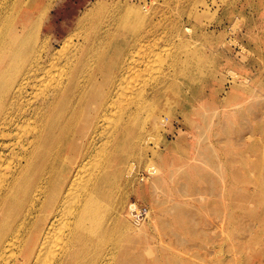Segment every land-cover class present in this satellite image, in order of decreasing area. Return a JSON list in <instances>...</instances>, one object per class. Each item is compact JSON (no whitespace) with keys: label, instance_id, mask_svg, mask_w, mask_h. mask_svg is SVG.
I'll use <instances>...</instances> for the list:
<instances>
[{"label":"rangeland","instance_id":"374dc122","mask_svg":"<svg viewBox=\"0 0 264 264\" xmlns=\"http://www.w3.org/2000/svg\"><path fill=\"white\" fill-rule=\"evenodd\" d=\"M26 1L0 0V72L6 67L5 77L17 78L38 52L43 53L44 65L53 57V66L49 65L48 71L55 66L54 69L44 71L49 77L43 72L42 78L39 76L27 85L24 100L37 99L33 103L39 102L49 82L58 80L66 70L70 69L74 77L77 72V77L72 92L64 96L67 102L61 100V106H55L47 116L53 117L58 131L57 128L50 133L43 131L45 144H39L31 155L33 164L42 158V165L41 171L38 168L41 176L35 173L37 169L33 170L35 164L30 167L34 173L29 170L27 173L28 181L33 180L29 181L33 187L30 204L29 199L25 202L18 195L9 206L18 198L20 208L13 211L8 206L1 214L8 225L0 227V244L4 246L0 264H33L36 245L31 243L34 237L31 236L50 224L58 232L53 237L61 241L66 222L71 218L67 209L74 206L86 174L93 176L98 168L104 180L99 187L100 194H94L91 201V220L87 225L91 226L92 241L83 248L77 246V250L84 249L86 253L73 256L70 264H264V0ZM24 16L31 20L40 17L37 30L19 32L14 28L16 21ZM29 27L24 24L25 29ZM139 38L141 43L137 41ZM131 45L132 49L136 47V52L143 48L135 56L138 78L132 74L131 78L135 79L132 91L115 99L114 89L119 91L120 85L112 77L117 74L122 52ZM14 51H17L15 56ZM68 58H73L72 63L66 62ZM82 61L85 62L81 66ZM143 69L148 72L144 70V74ZM94 74L97 80L91 84ZM43 84H47L44 89ZM89 84L92 91L88 90L87 97L80 100ZM36 85L39 89L34 90ZM95 89L108 94L114 103H107L106 98L101 103L94 97ZM125 96L128 101L132 96L131 101ZM90 104L95 106L88 111L90 121L84 126V109ZM81 107L84 108L80 111ZM72 115L76 116L72 119ZM64 116L67 118L63 120ZM20 121L26 130L19 126ZM18 123L11 135L0 136L3 167L16 161L20 141L37 124V119L25 117ZM123 125H126L124 130ZM47 136L48 141L51 136L56 140L52 138L53 141L46 143ZM7 141L14 148L11 152L10 146H4ZM0 173L2 176V170ZM73 177H76L73 181L76 186L73 184L72 190L76 191L71 190L70 195L76 196H68L62 202ZM102 195L106 197L100 199ZM133 201L147 206L148 219L135 223L127 217L126 205ZM57 225H61L63 232ZM55 238L52 245L57 248L59 243L56 244ZM55 248H51L53 258L47 254L49 262L45 258L47 251H51L45 249V257L43 253L39 256H42L40 264H51L59 257L62 248Z\"/></svg>","mask_w":264,"mask_h":264},{"label":"bare ground","instance_id":"6f19581e","mask_svg":"<svg viewBox=\"0 0 264 264\" xmlns=\"http://www.w3.org/2000/svg\"><path fill=\"white\" fill-rule=\"evenodd\" d=\"M29 1V0H28ZM28 1H26V2H28ZM25 3V2H24ZM1 7V6H0ZM17 12H18V10H17ZM1 13V12H0ZM2 15V14H1ZM35 16V15H34ZM38 21H40V17L38 16L37 17V19H30L29 17H26V16H24L23 17V19H19V20H17L16 22V25H14V28H18L19 29V32H24V30H29V29H36L37 30V28H38ZM87 21V20H86ZM1 24V23H0ZM24 24L25 25H27L28 26V24H29V28L28 29H25L24 28ZM85 24V23H84ZM138 25V24H137ZM99 27V26H98ZM108 30V29H107ZM136 30V29H135ZM134 30V31H135ZM90 31V30H89ZM88 31V32H89ZM100 31V30H99ZM133 31V32H134ZM137 31V30H136ZM147 31V30H146ZM94 32V31H93ZM127 32H129V31H127ZM34 33V32H33ZM132 33V32H131ZM151 33V32H150ZM130 34V33H129ZM145 34V33H144ZM81 35V34H80ZM87 35V34H86ZM98 35V34H97ZM106 35V34H105ZM94 36H95V34H94ZM93 36V37H94ZM120 36H122V35H120ZM120 36H119V38H120ZM134 36V35H133ZM136 36V35H135ZM90 37V36H89ZM92 37V38H93ZM123 37V36H122ZM129 37V36H128ZM128 37H126L125 39H127ZM5 38V37H4ZM105 37H103V39H104ZM118 38V39H119ZM80 39V38H79ZM82 39V38H81ZM110 40V39H109ZM134 40V39H133ZM144 40H145V38H144ZM143 40V41H144ZM78 41V40H77ZM93 41V40H92ZM101 41V40H100ZM120 41V40H119ZM138 41V43H141L142 41L140 40V38L137 40ZM147 41H150V40H147ZM40 42V41H39ZM89 42H91V41H89ZM125 42V41H124ZM134 42V41H133ZM64 43H65V41H64ZM70 43V42H69ZM78 43V42H77ZM92 43V42H91ZM95 43V42H94ZM122 43V42H121ZM132 43V42H131ZM147 43V42H146ZM30 44V43H29ZM43 44V43H42ZM66 44H68V43H66ZM66 44H64L65 46H66ZM81 44V43H80ZM90 44V43H89ZM101 44H102V42H101ZM104 44V43H103ZM102 44V45H103ZM124 44H126V43H124ZM134 44V43H133ZM63 45V44H62ZM70 45V44H69ZM68 45V46H69ZM83 45V44H82ZM93 45V44H92ZM104 45H106V44H104ZM122 45V44H121ZM43 46V45H42ZM65 46H63L64 48H65ZM71 46H73V45H71ZM88 46V45H87ZM95 46V45H94ZM97 46V45H96ZM101 46V45H100ZM114 46V45H113ZM117 46V45H116ZM115 46V47H116ZM120 46V45H119ZM63 47H61V50L60 51H62V48ZM79 47V46H78ZM99 47V46H98ZM114 47V48H115ZM132 45L131 46H129V48H125V51H123L122 52V54H121V61H119V63H122V66H120L119 67V63L117 64V67L118 68H116V75H113V77L112 78H117V84H119L120 86H118L119 87V91H117L116 89H114V91H115V93L113 94V95H116V98L115 99H117L118 97L117 96H119L120 95V97L121 96H124V94H126L128 91H132V86H134L135 84H133V81L135 80H133L131 77V75L132 74H135V73H138V70H137V59L135 58V56L137 55L138 56V52H140V51H142V49L140 50H138L137 52L135 51V48L134 49H132ZM140 47V46H139ZM145 47H146V44H145ZM82 48V47H81ZM85 48V47H84ZM87 48V47H86ZM92 48H94V47H92ZM120 48V47H119ZM118 48V49H119ZM46 49H47V46H46ZM65 49H67V47L65 48ZM64 49V51L66 52V50ZM90 49V48H89ZM88 49V50H89ZM95 49V48H94ZM100 49V48H99ZM116 49H117V47H116ZM121 49H122V47H121ZM82 50V49H81ZM120 50V49H119ZM58 51H59V49H58ZM83 51V50H82ZM90 51V50H89ZM96 51H97V49H96ZM105 51V49L104 50H102V52H104ZM121 51V50H120ZM120 51H118V52H120ZM57 52V51H56ZM91 52V51H90ZM100 52V51H99ZM118 52H116V53H118ZM145 52V51H144ZM27 53V52H26ZM58 53H60V52H58ZM76 53H78V52H76ZM98 53V52H97ZM135 53H137V54H135ZM143 53V52H142ZM12 54H14V56L17 54V51H14ZM86 54H87V52H86ZM89 54V53H88ZM101 54V53H100ZM58 55H60V54H58ZM57 55V56H58ZM61 55H62V53H61ZM75 55V53L74 54H72V57ZM85 55V54H84ZM77 56H78V54H77ZM92 56V55H91ZM99 56H101V55H99ZM117 56V55H116ZM119 56V55H118ZM141 55L139 54V57H140ZM70 57V56H69ZM90 57V56H89ZM93 57V56H92ZM96 57V56H95ZM98 57V56H97ZM102 57V56H101ZM58 58H59V56H58ZM77 58V57H76ZM72 59L73 58H68V60H66V62H69V63H72ZM89 59V58H88ZM91 59V58H90ZM89 59V60H90ZM95 59V58H94ZM52 60H53V57H49V59H48V63L46 64V65H44L43 63H42V61H43V53L42 52H38L37 54H36V56H35V58H33V60H32V62H31V64L29 65V67L28 68H26L25 70H23L22 72H21V74H19V76L16 78V77H14V76H8V78H6L5 77V75H7L8 74V72L7 71H5L7 68L6 67H4L3 68V70L0 72V95L2 94V96H0V136H2V137H7L10 133H12L11 131H12V128H13V126H15V125H18L19 123V120L21 119V118H25L26 117V119L28 118H31V117H33L34 118V120H35V118L37 119V124L33 127V129L31 130L30 129V132L27 134V136L25 135V137H24V139H22L21 141H20V144H19V151H18V158L16 159V161L13 163V164H11V165H4L5 167H3L2 166V164H3V154H1V152H0V170H2V176H0V227H7V225H8V222H7V220L6 219H4V218H2V212L4 213V210H6V208H8V206H9V203L11 202V200H13V199H15L18 195L20 196V197H18V198H20L21 200H24L25 202L26 201H28V199H29V204H30V202H31V196L33 195L32 193V195L30 194V192H31V188H33L32 187V184L30 183V182H32V181H28V174L27 173H29V171H32L33 172V170L35 171V169H37L36 171H35V173H37V174H39L38 172H40L41 170H40V168H41V160H42V158L40 159V160H38V162L37 163H34L35 164V168H33V166H32V164H33V162L31 161V155L33 154V153H35L38 149V145L39 144H41V145H43V144H45V143H43L44 142V140H45V138L42 136V134L44 133V132H48V133H50L52 130H53V128H55V121H54V119H53V117H50V118H48L47 116L50 114V113H53V111H54V109H55V106H61V104L63 103V101L65 102V100L67 99V97H66V99L64 100V96H66L67 94H69V92H72V90H71V88L73 87V81H74V78L75 77H77L76 76V74H77V72H75L76 74H75V77H74V74L70 71V69L67 71H65L64 72V74L61 76V77H59V79L58 80H56V81H52L53 83H51V82H49L50 81V79H48L49 81V83H50V85H49V87L48 88H45V92H44V94L42 93V98L40 99V101L39 102H37V103H33V101L35 100H30V101H32V102H30L29 100H24V94H25V91H26V88H27V85L30 83V82H33L34 80H36L40 75H42V73L44 72V71H48V69H49V65H51V66H53V63H52ZM59 60H60V58H59ZM82 60H84V58L82 59ZM106 60V59H105ZM104 60V61H105ZM54 62V61H53ZM85 61H82V63H81V66H82V64L84 63ZM74 63V62H73ZM94 63V62H93ZM97 63V62H96ZM160 63V62H159ZM85 64H87V62L85 63ZM149 64V63H148ZM98 65V64H97ZM96 65V66H97ZM144 65L146 66L147 65V63H144ZM69 66V65H68ZM99 66H100V64H99ZM98 66V67H99ZM145 66H144V68H145ZM55 67V66H54ZM54 67L52 68V69H54ZM147 67V66H146ZM67 68V67H66ZM81 68V67H80ZM84 68V67H83ZM83 68H81V69H83ZM93 68H94V64H93ZM142 68V67H141ZM150 67H148V69H149ZM52 69H51V71H52ZM139 69V68H138ZM144 70H146V69H143V71H141V72H143L144 73ZM153 70V69H152ZM50 70L48 71V72H51ZM56 71V70H55ZM147 71V70H146ZM155 71V70H154ZM159 71V70H158ZM48 72H44L46 75V77L48 76L47 75V73ZM148 72V71H147ZM149 72H150V70H149ZM160 72V71H159ZM82 73V75H84V73L83 72H81ZM146 73V72H145ZM144 73V74H145ZM151 73H152V71H151ZM50 74V73H49ZM51 74H54V73H51ZM51 74H50V76H51ZM80 74V73H79ZM89 74V73H88ZM98 74V73H97ZM140 74H142V73H140ZM148 74V73H147ZM81 75V74H80ZM81 75V76H82ZM180 75H181V73H180ZM43 76V75H42ZM42 76H40L41 78H42ZM79 76V75H78ZM90 76V75H89ZM118 76V77H117ZM135 77H137L136 76V74L134 75ZM49 77V76H48ZM144 77V76H143ZM146 77V76H145ZM51 78V77H50ZM134 78V77H133ZM138 78V77H137ZM46 79V80H47ZM78 79V78H77ZM80 80L82 79V78H79ZM78 79V80H79ZM95 80H97L96 79V74H94V75H92V77H91V79H90V82H92L91 84H94L93 83V81H95ZM141 80H142V78H141ZM37 81V80H36ZM75 81H77V80H75ZM84 81V80H83ZM140 81V80H139ZM46 82V81H45ZM84 82H86V81H84ZM103 82V81H102ZM138 82V81H137ZM136 82V83H137ZM38 83H41V85H42V82L40 81V82H38ZM48 83V84H49ZM79 83V82H78ZM135 83V82H134ZM45 84V83H44ZM43 84V85H44ZM79 84H82V83H79ZM91 84H89V86H88V88H87V90H85V95H82V99H80V100H83V99H85L86 97H87V94H88V90H91ZM140 84V83H139ZM139 84H138V86H139ZM32 85V84H31ZM47 85V84H46ZM46 85H44L43 86V89H44V87L46 86ZM78 85V84H77ZM86 85V84H85ZM88 85V84H87ZM37 87H34V90H35V88H38L39 89V86L38 85H36ZM115 86V85H114ZM137 86V85H136ZM136 86H135V88H136ZM141 86V85H140ZM47 87V86H46ZM78 87V86H77ZM87 87V86H86ZM29 88V87H28ZM40 88H41V86H40ZM76 88V87H75ZM93 88V87H92ZM97 88H99V87H97ZM116 88H117V86H116ZM134 88V87H133ZM151 88V87H150ZM37 89V90H38ZM80 89V88H79ZM86 89V88H85ZM75 90V89H74ZM135 90H137V92L136 91H134V92H136V93H138V89H135ZM92 91V90H91ZM98 91V90H97ZM96 91V89H95V93H94V97L96 98V99H99V100H101V103L103 102V100H104V98H106V100H104V101H106L107 103H112L113 102V100L111 101V98H109V96H108V94H106L105 92H103L102 93V91L101 92H97ZM127 91V92H126ZM139 91H140V89H139ZM142 91V90H141ZM76 92V91H75ZM79 92V91H78ZM123 92H125V93H123ZM133 92V93H134ZM153 92V91H152ZM29 93V92H28ZM40 94H41V92H39ZM77 93V92H76ZM75 93V94H76ZM113 93V92H112ZM123 93V94H122ZM135 93V94H136ZM139 93H141V92H139ZM74 94V93H73ZM81 94V93H80ZM83 94H84V91H83ZM128 94V93H127ZM130 94V93H129ZM131 94H132V92H131ZM130 94V95H131ZM134 94V95H135ZM31 95V94H30ZM112 95V96H113ZM32 96V95H31ZM40 96V95H39ZM78 96V95H77ZM144 96V95H143ZM142 96V97H143ZM37 97V96H36ZM69 97V96H68ZM75 97V96H74ZM132 96H130V98H131ZM135 97V96H134ZM138 97V96H137ZM71 98H72V96H71ZM76 98V97H75ZM124 98H126V96L124 97ZM128 98V97H127ZM126 98V99H127ZM130 98H129V101H131L130 100ZM141 98V97H140ZM147 98V97H146ZM31 99V98H30ZM69 99V98H68ZM135 99V98H134ZM37 100V99H36ZM35 100V101H36ZM62 100V103L59 105V103H60V101ZM69 100H72V99H69ZM74 101L73 102H76L75 101V99H73ZM79 100V101H80ZM120 100V99H119ZM124 100V99H123ZM133 100V99H132ZM150 100V99H149ZM122 101V100H121ZM125 101V100H124ZM127 101H128V99H127ZM126 101V102H127ZM128 101V102H129ZM67 102V101H66ZM65 102V103H66ZM72 102V103H73ZM81 102V101H80ZM139 102H140V100H139ZM114 103V102H113ZM116 103H118V102H116ZM125 103V102H124ZM67 104H69L70 105V101H69V103H67ZM74 104V103H73ZM96 104V103H95ZM95 104L94 105H92V104H90V105H88V107H86L85 109H84V114H83V116H84V120L82 121V124L85 126V125H88L89 124V118L87 117V116H89L88 115V111L90 110V109H92V106H93V108H94V106H95ZM105 104V103H104ZM108 104V105H109ZM138 104V103H137ZM79 105V104H78ZM107 105V106H108ZM112 105V104H111ZM110 105V106H111ZM117 105V104H116ZM122 105V104H121ZM126 105V104H125ZM125 105H123L124 107H125ZM129 105V104H128ZM132 105V104H131ZM75 106V105H74ZM81 106V105H80ZM102 104L100 105V107L102 108ZM122 106V107H123ZM66 107V105L65 106H63V108H65ZM73 107V106H72ZM69 108V109H71V110H74L73 108ZM106 107V106H105ZM114 107V109H115V106H113ZM84 107H81V109L79 108V110L81 111L82 109H83ZM126 108H127V106H126ZM58 109V108H57ZM60 109H62V107L60 108ZM104 109V108H103ZM124 109V108H123ZM102 110V109H101ZM105 110V109H104ZM111 110V108L108 110V111H110ZM113 110V109H112ZM65 111V110H64ZM77 111V110H76ZM79 111V112H80ZM127 111V110H126ZM103 110H102V114L101 115H103ZM69 113H70V111H69ZM68 113V114H69ZM74 113V112H73ZM107 113V112H106ZM109 113H111V111L109 112ZM113 113V112H112ZM123 113H125V112H122V114ZM130 113V112H129ZM66 114V113H65ZM68 114H66V115H68ZM100 114V113H99ZM113 114H115V113H113ZM112 114V115H113ZM127 115H128V113H127ZM63 116V115H62ZM62 116H61V118H62ZM73 116V115H72ZM71 116V118L73 119L74 118V116H76V115H74L73 117ZM124 116V115H123ZM132 116V115H131ZM47 117V118H46ZM70 117V116H69ZM102 117H105V119L107 118V116H102ZM125 117H126V115H125ZM64 118H65V116L63 117V120H64ZM67 118V117H66ZM65 118V119H66ZM123 118V117H122ZM98 119V118H97ZM24 120V119H23ZM31 120V119H30ZM99 120V119H98ZM103 120H104V118H103ZM124 120H126V119H124ZM26 121V120H25ZM24 121V122H25ZM32 121V120H31ZM131 121H132V119H131ZM21 122V121H20ZM30 122V121H29ZM58 122V121H57ZM62 122V121H61ZM69 122V121H68ZM108 121L106 120V123H107ZM22 123V122H21ZM66 123V122H65ZM122 123V122H121ZM30 124V123H29ZM32 124V123H31ZM35 124V123H34ZM59 124H60V122H59ZM58 124V125H59ZM101 124H102V122H101ZM109 124V123H108ZM105 125V126H109V125ZM20 125H24V123H22V124H19V126ZM66 125V124H65ZM72 125V124H71ZM71 125H69V126H71ZM21 126V127H22ZM61 126V125H60ZM111 127H110V129L112 130V125H110ZM15 127H17V126H15ZM28 127V126H27ZM59 127V126H58ZM58 127L56 126V128H57V131H58ZM115 127V126H114ZM120 127V126H119ZM125 127H126V125H123V127H122V129L124 130L125 129ZM19 128L20 127H18V130H19ZM23 128L25 129V127L23 126ZM29 128H30V126H29ZM56 128H55V130H56ZM73 128V127H72ZM93 128H95V127H93ZM98 128V127H97ZM106 128V127H105ZM22 129V128H21ZM27 129V128H26ZM25 129V130H26ZM61 129V128H60ZM96 129V128H95ZM113 129H115V128H113ZM64 130H65V128H64ZM70 129H68V131H69ZM111 130H110V132L109 133H111ZM21 131V130H20ZM44 131V132H43ZM67 131V132H68ZM103 131H104V129H103ZM103 131H101V132H103ZM122 131V130H121ZM128 131V130H127ZM15 132V131H14ZM22 132V131H21ZM20 132V133H21ZM25 132V131H24ZM62 132V131H61ZM65 132V131H64ZM70 132V131H69ZM91 132H92V130H91ZM101 132H100V134H101ZM105 132V131H104ZM16 133V132H15ZM23 133V132H22ZM45 133V134H46ZM57 133V132H56ZM55 133V135H57ZM115 133H116V131H115ZM118 133V132H117ZM127 133V132H126ZM91 134V133H90ZM107 134V133H106ZM122 134V133H121ZM11 135V134H10ZM17 135V134H16ZM63 135V134H62ZM61 135V136H62ZM69 135V134H68ZM99 135V134H98ZM111 134H109V136H110ZM118 135V134H117ZM116 135V136H117ZM18 137L19 136H22V134H19V135H17ZM64 136V135H63ZM126 136V135H125ZM18 137H16V139H20V138H18ZM64 137H66V136H64ZM105 137V136H104ZM111 137H113V136H111ZM51 139L50 140H52L53 141V139L52 138H54L53 136H51L50 137ZM67 138V137H66ZM90 138H92V137H90ZM105 138H108V137H105ZM104 138V139H105ZM117 138V137H116ZM48 139H49V136H47V142L46 143H48V142H50V140L48 141ZM55 140H56V137L54 138ZM1 140V139H0ZM12 140V139H11ZM61 140H63L64 141V139L61 137ZM127 140V139H126ZM129 140V139H128ZM125 141V140H124ZM9 141H7V142H5L4 143V146H10L9 144L10 143H8ZM42 142V143H41ZM59 142V141H58ZM65 142V141H64ZM117 142V141H116ZM129 142V141H128ZM16 143V142H15ZM114 143V142H113ZM121 143V142H120ZM50 144V143H49ZM53 144V143H52ZM51 144V145H52ZM62 144V143H61ZM88 145H89V143H87ZM119 144V143H118ZM124 144V143H123ZM13 145H15V144H13ZM12 145V146H13ZM54 145H55V143H54ZM54 145H52L51 147L53 148V146ZM106 145V144H105ZM108 145V144H107ZM111 145H113V144H111ZM116 145V144H115ZM131 145V144H130ZM2 146V145H1ZM45 146V145H44ZM46 148H48L49 147V145L48 144H46ZM62 147V146H61ZM121 147H122V145H121ZM121 147H119V148H121ZM1 148V147H0ZM10 149V152L11 151H13L14 150V148L13 147H9ZM44 148V147H43ZM45 148V149H46ZM52 148H50V149H52ZM57 148V147H56ZM59 148V147H58ZM66 148V147H65ZM103 148H104V146H103ZM39 149H42V148H39ZM59 149H62V148H59ZM109 149V148H108ZM107 149V150H108ZM129 149H130V146H129ZM104 150V149H103ZM102 150V151H103ZM114 150V149H113ZM118 151V150H117ZM41 153H43L44 151L42 150V151H40ZM39 152V153H40ZM48 152V151H47ZM60 152V151H59ZM65 152V151H64ZM101 152V151H100ZM108 152H110V151H108ZM121 152V150L118 152V154ZM14 153V152H13ZM13 153H10V155H12ZM45 153V152H44ZM43 153V154H44ZM53 153H54V151H53ZM113 153H114V151H113ZM57 154H59V153H57ZM84 154V153H83ZM102 154H103V152H102ZM5 155V154H4ZM16 155V154H15ZM14 155V156H15ZM35 155V154H34ZM90 155V154H89ZM101 155V154H100ZM100 155H99V157H100ZM8 156V155H7ZM44 156H46L45 154H44ZM44 156H43V159H45L44 158ZM49 156H51V155H48V157ZM92 156H94V155H92ZM91 156V158L93 159V160H95V158H93ZM104 156V155H103ZM111 157L112 156H114V155H110ZM37 157H39V156H37ZM98 156H97V159L99 160L100 158H99ZM105 157V156H104ZM108 157V156H107ZM106 157V158H107ZM14 158H16V157H14ZM88 158H89V156H88ZM110 158V157H109ZM108 158V159H109ZM33 159V158H32ZM48 159V158H47ZM46 159V160H47ZM56 159V158H55ZM104 159V158H103ZM5 160V159H4ZM82 160V159H81ZM98 160H96V161H98ZM7 161V160H6ZM11 161V160H10ZM47 161H49V160H47ZM86 161H88V160H86ZM85 161V162H86ZM100 161V160H99ZM98 161V162H99ZM102 161V160H101ZM104 161H105V159H104ZM109 161H111V160H109ZM8 162V161H7ZM91 162V161H90ZM106 162H107V160H106ZM96 163V162H95ZM94 163V164H95ZM100 163V162H99ZM114 163V162H113ZM33 164V165H34ZM46 164V163H45ZM90 164V163H89ZM88 164V166L90 167V165ZM98 164V163H97ZM111 164H112V162H111ZM110 164V165H111ZM47 165V164H46ZM46 165H44V166H46ZM54 165V164H53ZM113 165V164H112ZM32 166V168H33V170L30 168ZM76 166V165H75ZM92 166V165H91ZM94 166V165H93ZM96 166V165H95ZM99 166V165H98ZM51 167V166H50ZM84 167V166H83ZM88 167V168H89ZM106 167H108V162H107V166ZM115 167V166H114ZM31 170H30V169ZM38 168H39V170L40 171H38ZM44 167H42V169H43ZM60 168V167H59ZM103 168V167H102ZM52 169V168H51ZM51 169H50V171H51ZM54 169V168H53ZM68 169V168H67ZM70 169V168H69ZM84 169V171L83 172H85V168H83ZM100 169L101 168H98L97 169V171L95 172V173H93V176H91V175H89V174H86V181H85V184L82 186V188H80V190H79V192L77 193V197H76V199L74 200V199H72V200H74V206L71 208V210L70 209H67L68 210V213L70 214V216H71V218H70V220L68 221V222H66V232H64V234H63V237H62V239H61V241L58 239V238H55V237H53L54 235H55V232H56V230L54 231V228H53V224H50V225H48L45 229H43V228H40L39 229V231H38V234L36 233V234H33L31 237H33L32 238V241H31V243H33V244H35L36 245V248H35V253H34V261H33V264H37V261H39V259L40 258H42V256H43V258L45 257V249L46 250H48L49 249V251H51V253L50 252H48L47 251V253H46V258H47V254H49V256L50 255H53V257H54V253H52V252H54L53 250H51V248H55V244L54 245H52L53 243V239L55 238V239H57V240H59L60 242H62L61 243V245H60V242H58L57 240H56V244H58L59 243V247H61L62 248V250H61V252H60V254H59V257H57L56 259H54V261L53 262H51V264H70V261H72L71 260V258L73 257V256H75V255H77L78 253H80V254H82L83 252L84 253H86L85 251H84V249H78L77 250V246H79V245H81V247L83 246V245H86L87 243H91V241H92V236L93 235H91V226H88L87 224H89V221L91 220V218H90V210H91V206H92V204H91V201H92V199H93V195L94 194H96V193H98V191H99V189L101 188L100 187V184L103 182V180H104V176H103V174L101 173V171H100ZM106 169V168H105ZM110 169V168H109ZM29 170V171H28ZM80 170V169H79ZM49 171V170H48ZM49 171V172H50ZM69 171V170H68ZM82 171V170H81ZM93 171V170H92ZM103 171V170H102ZM44 171L42 170V173H43ZM49 172H47V173H49ZM52 172V171H51ZM58 172V171H57ZM87 172V171H86ZM91 172V171H90ZM34 173V172H33ZM46 173V172H45ZM59 173V172H58ZM58 173H56V174H58ZM88 173H89V171H88ZM1 174V173H0ZM31 174V173H30ZM76 174H77V172H76ZM107 174V173H106ZM40 175V174H39ZM63 175V174H62ZM74 175H75V173H74ZM81 175V174H80ZM108 175V174H107ZM37 176V175H36ZM41 176V175H40ZM45 176V175H44ZM76 177H78V176H76ZM76 177H73V178H71L70 179V183L68 184V186L66 187V189H65V191H64V193H63V196H62V202H65V201H67V198H68V196L69 197H73V195L74 196H76V194H73L72 196L70 195V193H71V190H72V185L74 184V178H76ZM83 177V176H82ZM85 177V176H84ZM35 178V177H34ZM50 178V177H49ZM69 178V177H68ZM91 178H93V179H91ZM37 179V178H36ZM38 180V179H37ZM58 180V179H57ZM66 180V179H65ZM92 180V181H91ZM61 181V180H60ZM60 181H58V182H60ZM36 182H33V185L35 184ZM52 183V182H51ZM76 183V182H75ZM107 183H109V182H107ZM115 183V182H114ZM54 184V183H53ZM36 185V184H35ZM55 185V184H54ZM75 185V184H74ZM73 185V186H74ZM47 186V185H46ZM46 186H45V188H46ZM50 186V185H49ZM57 186V185H56ZM76 186V185H75ZM103 186H105V185H103ZM102 186V187H103ZM109 186H110V184H109ZM100 187V188H99ZM106 187V186H105ZM43 188V187H42ZM54 188V187H53ZM75 189H76V187H75ZM51 190V189H50ZM74 190V189H73ZM72 190V191H73ZM107 190V189H106ZM34 191H35V189H34ZM76 191V190H75ZM75 191H73V192H75ZM42 192V191H41ZM54 192V191H53ZM72 192V193H73ZM36 193V192H35ZM108 193H110L111 194V191L110 192H108ZM43 194V193H42ZM52 194V193H51ZM98 194H100V193H98ZM105 194H106V192H105ZM47 195V194H46ZM45 195V196H46ZM107 195V194H106ZM109 195V194H108ZM112 195H113V191H112ZM111 195V196H112ZM99 196V195H98ZM97 196V197H98ZM105 195H102V198L100 197V199H103V197H104ZM115 196V195H114ZM37 197H38V195H37ZM59 197V196H58ZM106 197V196H105ZM17 198V201H15L14 203L12 202L11 203V206H9L10 207V209L11 210H13L14 211V209L15 208H18L20 205H21V202H20V204H19V199ZM39 198V197H38ZM37 198V199H38ZM42 198H45V197H43V195H42ZM51 198V197H50ZM52 198H54V197H52ZM57 198V197H56ZM96 198V197H95ZM108 198V197H107ZM115 198V197H114ZM35 199V198H34ZM55 199V198H54ZM98 199V198H97ZM105 199V198H104ZM43 200V199H42ZM41 200V201H42ZM106 201H107V199H105ZM111 200H113V199H111ZM44 201V200H43ZM42 201V202H43ZM100 201V200H99ZM24 202V203H25ZM102 202V201H101ZM28 203V202H27ZM70 203V202H69ZM112 203V202H111ZM66 204H67V202H66ZM113 204H115L114 202H113ZM34 205V204H33ZM38 205V204H37ZM41 205V204H40ZM46 205V204H45ZM68 205V204H67ZM104 205V204H103ZM105 205H106V202H105ZM69 206V205H68ZM71 206V205H70ZM25 207V206H24ZM27 207V206H26ZM32 207V206H31ZM63 207V209L65 208L64 207V205L62 206ZM106 207V206H105ZM20 208V207H19ZM18 208V209H19ZM30 208V207H29ZM28 208V209H29ZM40 208V207H39ZM107 208V207H106ZM22 209H23V207H22ZM36 209H38V208H36ZM62 209V210H63ZM98 209H99V207H98ZM97 209V210H98ZM101 209H103V208H101ZM119 209V208H118ZM24 210V209H23ZM31 210H32V208H31ZM40 210V209H39ZM61 210V212H63ZM20 211V210H19ZM102 211V210H101ZM64 212H66V210L64 211ZM110 212V211H109ZM13 213V212H12ZM11 213V214H12ZM19 213V212H18ZM17 213V214H18ZM45 213V212H44ZM60 213V212H59ZM98 213V212H97ZM113 213V212H112ZM13 214H15V213H13ZM16 214V215H17ZM38 214V213H37ZM63 214H65V213H63ZM115 214V213H114ZM118 214H119V212H118ZM10 215V214H9ZM31 215V214H30ZM61 215V214H60ZM59 215V216H60ZM93 215H95V214H93ZM108 215V214H107ZM18 216H19V214H18ZM23 216V215H22ZM36 216V215H35ZM40 216V215H39ZM55 216H57V215H55ZM62 216V215H61ZM64 216V215H63ZM10 217H11V215H10ZM27 217V216H26ZM33 217V216H32ZM31 217V218H32ZM114 217V216H113ZM13 218V217H12ZM12 218L10 219V220H12ZM14 218H16V216L14 217ZM39 218V217H38ZM62 218H64V219H66L65 217H62ZM107 218V217H106ZM109 218V217H108ZM107 218V219H108ZM23 219H24V216H23ZM57 219H58V216H57ZM61 219V218H60ZM110 219V218H109ZM14 220V219H13ZM12 220V221H13ZM17 220V219H16ZM28 220V219H27ZM31 220V219H30ZM41 220V219H40ZM59 220V219H58ZM101 220V219H100ZM119 220V219H118ZM21 221V220H20ZM65 221V220H64ZM94 221V220H93ZM107 221V220H106ZM110 221V220H109ZM17 222H18V220H17ZM32 222V221H31ZM58 222V221H57ZM60 222V221H59ZM16 223V222H15ZM62 223V222H61ZM113 223H114V221H113ZM37 224V223H36ZM41 224V223H40ZM63 224H64V222H63ZM31 225V224H30ZM105 225V224H104ZM16 226V225H15ZM22 226V225H21ZM27 226V225H26ZM58 226V225H57ZM56 226V227H57ZM60 226V227H59ZM57 228L58 229H60L61 228V225H59ZM121 226V225H120ZM30 227V226H29ZM55 227V228H56ZM63 227V226H62ZM108 227V226H107ZM117 227V226H116ZM103 228V227H102ZM18 229H20V228H17V230ZM25 229V228H24ZM23 229V230H24ZM29 229V228H28ZM63 229V228H62ZM62 229H60V231L62 230ZM97 229V228H96ZM104 229V228H103ZM98 230V229H97ZM6 231V230H5ZM11 231V230H10ZM14 231V230H13ZM59 231V232H60ZM96 231V230H95ZM115 231V230H114ZM19 232V231H18ZM62 232H63V230H62ZM103 232H105V231H103ZM102 232V233H103ZM6 233V232H5ZM4 233V234H5ZM23 233V232H22ZM56 233H58V232H56ZM94 233V232H93ZM105 233H107V232H105ZM15 234H17V233H15ZM19 234V233H18ZM21 234V233H20ZM60 234V233H59ZM100 234V233H99ZM61 235V234H60ZM9 236V235H8ZM101 236H102V234H101ZM2 237V236H1ZM19 237V236H18ZM60 237V236H59ZM12 238V237H11ZM14 238H15V236H14ZM97 238H100L99 236L97 237ZM8 239V238H7ZM15 239H17V237L15 238ZM20 239V238H19ZM19 239H18V241H19ZM101 240V239H100ZM27 242V241H26ZM36 242V243H35ZM0 243H1V241H0ZM8 243V242H7ZM6 243V244H7ZM19 243V242H18ZM17 243V244H18ZM12 244V243H11ZM108 244V243H107ZM49 245H52L53 247H51V248H48V246ZM14 246V245H13ZM87 246V245H86ZM92 246V245H91ZM90 246V247H91ZM2 247H4L3 246V244H0V253L2 252ZM12 247V246H11ZM59 247H57V248H59ZM85 247V246H84ZM48 248V249H47ZM57 248H55V249H57ZM83 248V247H82ZM92 248V247H91ZM91 248H90V250L89 251H91ZM6 249H7V247H6ZM8 250V249H7ZM21 250V249H20ZM58 250V249H57ZM56 250V251H57ZM93 250H94V248H93ZM101 250V249H100ZM99 250V251H100ZM4 251V250H3ZM15 251H18V250H15ZM97 251V250H96ZM98 251V252H99ZM103 251V250H102ZM94 252V251H93ZM101 252V251H100ZM100 252H99V254H100ZM4 253V252H3ZM11 253L12 252H10V257H12V255H11ZM42 253H43V255H42ZM59 253V252H58ZM88 253V252H87ZM9 254V253H8ZM40 255H42L40 258H39V256ZM85 255V254H84ZM102 255H104V254H102ZM3 256V255H2ZM4 256H6V255H4ZM48 256V257H49ZM15 257V256H14ZM52 256H50V258H53ZM87 257H88V255H87ZM1 258V257H0ZM4 258V257H3ZM45 258V261H48L49 262V259L47 260ZM84 258V257H83ZM86 258V257H85ZM92 258V257H91ZM9 259V258H8ZM38 259V260H37ZM93 259V258H92ZM3 260V259H2ZM4 260H7V258L6 259H4ZM41 261H42V259H40ZM51 260V259H50ZM74 260V259H73ZM98 260V259H97ZM8 261V260H7ZM41 261H39V264H40V262ZM88 261V260H87ZM96 261V260H95ZM104 261V260H103ZM43 262H44V260H43ZM47 262V264H49ZM81 262H82V260H81ZM98 262V261H97ZM4 263V262H3ZM14 263V262H13ZM42 263V262H41ZM45 264H46V262H44ZM72 263V262H71ZM103 263V262H102ZM81 264V263H80Z\"/></svg>","mask_w":264,"mask_h":264},{"label":"built area","instance_id":"2783aa9c","mask_svg":"<svg viewBox=\"0 0 264 264\" xmlns=\"http://www.w3.org/2000/svg\"><path fill=\"white\" fill-rule=\"evenodd\" d=\"M154 173V171H153ZM152 173V174H153ZM126 215L135 223H140L149 217V209L144 204L138 202H130L126 205Z\"/></svg>","mask_w":264,"mask_h":264}]
</instances>
